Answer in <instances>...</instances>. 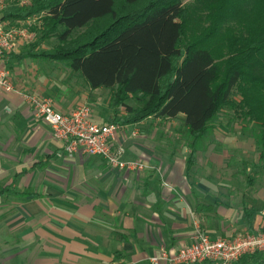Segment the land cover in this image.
Here are the masks:
<instances>
[{"label":"crops","instance_id":"0c3cea01","mask_svg":"<svg viewBox=\"0 0 264 264\" xmlns=\"http://www.w3.org/2000/svg\"><path fill=\"white\" fill-rule=\"evenodd\" d=\"M24 47L5 62L15 93L0 91V264H152L189 246L197 228L211 238L264 231V174L242 177L248 165L219 160L218 140L188 171L187 129L171 127L182 116L118 125L112 145L143 162L140 173L67 154L22 94L65 115L89 106L100 125L112 124L111 99L91 98L104 89L58 63L21 57ZM234 264H264V253Z\"/></svg>","mask_w":264,"mask_h":264},{"label":"trees","instance_id":"16d2710c","mask_svg":"<svg viewBox=\"0 0 264 264\" xmlns=\"http://www.w3.org/2000/svg\"><path fill=\"white\" fill-rule=\"evenodd\" d=\"M40 13L45 25L20 56L58 63L90 89L111 90L112 124L182 116L189 171L230 110L264 168V0H192L188 7L184 0H31L2 16ZM50 39L57 43L43 49Z\"/></svg>","mask_w":264,"mask_h":264},{"label":"built area","instance_id":"2783aa9c","mask_svg":"<svg viewBox=\"0 0 264 264\" xmlns=\"http://www.w3.org/2000/svg\"><path fill=\"white\" fill-rule=\"evenodd\" d=\"M31 0H0V91L15 93L6 68V59L25 45L34 43L38 31L45 25V13L24 20L4 19L2 12L10 5L25 6ZM22 98L33 107L34 116L51 129L53 139L64 143L67 154L98 157L111 169L140 173L146 166L138 160L124 159L122 148L112 145L114 135L120 129L116 124L100 125L91 119V110L81 106L69 114L58 112L53 101L34 93H24ZM264 253V233L242 232L232 236L211 238L198 228L192 235V243L173 254L161 252L153 256L152 264H234L241 258Z\"/></svg>","mask_w":264,"mask_h":264},{"label":"rangeland","instance_id":"374dc122","mask_svg":"<svg viewBox=\"0 0 264 264\" xmlns=\"http://www.w3.org/2000/svg\"><path fill=\"white\" fill-rule=\"evenodd\" d=\"M184 3L188 7L192 4V0H184ZM56 43L57 42L55 39H50L49 41L44 43L42 48L45 47L44 49L47 50L51 49ZM38 50H40V48L36 49L35 51ZM91 98L111 99L109 103L112 104L111 107H113V93L109 89H104L101 92H97ZM236 99H239V97H236ZM112 109L114 110V108ZM222 114L223 122L217 125L215 129L217 131V134H214L209 142L211 144L214 140H218V144H223L224 147L221 148L222 151L218 150V155L220 156L219 160H229L233 164L236 162H240L245 164L246 166L248 165L249 169L247 170H249L250 172L247 173L245 176L243 175L244 173H242V177L255 178V176L257 175L261 176L262 174H264V168L262 166V163L259 162V150L256 149L254 141L249 138L247 134H242V127H244L245 125L244 122L239 121L233 111L226 110ZM167 123L168 122H165V124ZM174 126L179 130H183L184 128V125L180 120H176L171 124V127ZM234 147H237L236 151L234 150ZM253 165H256V167Z\"/></svg>","mask_w":264,"mask_h":264}]
</instances>
